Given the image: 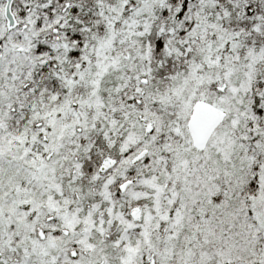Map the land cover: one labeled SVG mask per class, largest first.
<instances>
[{"label": "snow or ice", "instance_id": "1", "mask_svg": "<svg viewBox=\"0 0 264 264\" xmlns=\"http://www.w3.org/2000/svg\"><path fill=\"white\" fill-rule=\"evenodd\" d=\"M0 264H264V0H0Z\"/></svg>", "mask_w": 264, "mask_h": 264}]
</instances>
